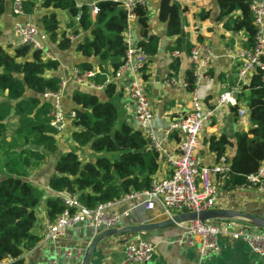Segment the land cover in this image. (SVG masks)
Segmentation results:
<instances>
[{"label":"trees","instance_id":"trees-1","mask_svg":"<svg viewBox=\"0 0 264 264\" xmlns=\"http://www.w3.org/2000/svg\"><path fill=\"white\" fill-rule=\"evenodd\" d=\"M97 1L98 13L93 16L91 4ZM253 0H215L218 21L223 22L226 31L244 32L247 35L245 48L255 46L256 27L251 11ZM22 10L26 15L38 9L48 10L43 17L42 32L60 50L72 46L70 36L79 37L76 51L84 58H98L111 66L115 73L123 64L127 52L125 42L128 34L127 11L113 0H23ZM6 11V1L0 0V17ZM59 13L68 20L63 22ZM137 23L142 39L137 46L146 57L141 69L144 81L149 79V66L158 53L160 38L149 30L147 5L135 8ZM209 12L200 13L201 19ZM159 19L167 24V35L176 36V46L170 52L183 51L180 35V11L172 0H162ZM194 47L187 44L185 53L189 56ZM180 68L179 56L172 58L170 78ZM60 64L45 59L43 50L30 46H0V90L7 92V99L0 102V136L7 131V116L12 109L18 118L16 134L29 147L23 151L24 167L31 160L43 161L48 155L59 153L58 132L52 126L53 104L45 99L47 93H58L62 79L57 75ZM81 72H94L93 81L105 86L107 101L102 102L94 91L78 90L73 94L75 117L71 138L76 150L59 153L49 188L56 194L77 196L88 208L120 200L123 196L150 190L160 169V154L150 145V140L128 122L118 123L119 112L111 99L115 85L107 83L109 74L105 68L97 71L90 62L77 66ZM238 75V72H237ZM238 79V76H237ZM238 81L241 91L238 101L246 102L250 112L252 128L235 135L236 153L229 162V172L224 179L225 189L232 190L250 186L248 177L256 174L264 165V82L263 74L257 70L248 84ZM188 93L194 94L197 75L190 67L185 76ZM31 92L30 95L27 93ZM235 112L238 113L237 108ZM225 137L211 138L210 151L218 159L225 156L228 146ZM78 151H91L93 162H82ZM18 160H9L7 171L0 174V264H24L25 252L33 249L40 241L34 234L38 221L37 209L45 191L23 179L16 167ZM48 217L53 222L65 210L64 199L54 196L46 199Z\"/></svg>","mask_w":264,"mask_h":264},{"label":"crops","instance_id":"crops-1","mask_svg":"<svg viewBox=\"0 0 264 264\" xmlns=\"http://www.w3.org/2000/svg\"><path fill=\"white\" fill-rule=\"evenodd\" d=\"M6 1V11L0 17V46H16L18 38L14 30L18 24L31 23L37 26L42 32L43 17L48 10L38 9L31 15H15L13 13L14 0ZM162 0H146L149 12V30L151 34L160 38L158 53L149 66V79L146 81L147 96L152 104L153 120L151 123L152 134L163 144L165 150L175 152L181 140V136L174 135L166 138L164 129L167 124L176 118L186 116L191 111L193 96H197L206 108L215 110L213 118L203 125L201 131L202 150L200 159L204 165H215L219 163L216 153L210 151L209 140L213 137H225L233 143L228 146L225 157L232 160L236 153L235 135L241 131H249L252 128L250 112L246 107V102L240 101L238 107L218 106V100L223 92V87L228 90H237L238 62L227 55L229 48H245L247 35L244 32L226 31L223 22L218 21L219 9L215 0H172L178 7L180 15L184 17V29L181 31L180 41L183 51L178 54L180 58V68L178 73L170 78L172 54L170 48L176 46L177 37L167 35V24L159 19V8ZM209 12L206 19L200 18V13ZM63 22L68 20L67 16L59 13ZM136 33L137 42L142 39L141 28L137 21L132 23L129 35ZM83 36L80 35L72 46L66 50H60L56 44L48 38L41 41L45 59L56 60L60 64L57 75L64 80L60 97L66 114V130L64 134L58 136L59 153L76 150V143L71 138L74 130L72 120L68 115H72L75 104L73 94L78 90L94 91L102 102L108 100L105 88L94 90L75 83L70 75L82 62H90L99 71L102 65L107 70L108 81L115 85V95L111 101L115 104L119 112L118 123L128 122L133 127L136 126V115L134 105L128 96V77L115 78L111 66L101 63L98 58H84L76 51L78 41ZM193 47L197 45L208 46L212 50L211 64L207 68H202L199 72L198 86L194 94L188 93L185 84V76L190 68L188 55L185 53L187 44ZM203 59V56L200 57ZM156 77L160 78V83L156 82ZM174 79L175 84H169L168 80ZM244 84H248L245 82ZM236 93L235 96L238 94ZM31 92L28 91L27 95ZM7 92L0 90V102L7 99ZM46 99V98H45ZM245 109L247 113L241 118L235 109ZM18 118L12 116L8 120L7 131L0 136V174L7 171L6 164L9 160H18L16 167L19 175L45 191L46 198L37 209L38 221L34 228V234L40 241L36 246L25 252L24 264H82L87 254L89 246L94 237L91 230L82 225H77L69 229L64 236L56 241H44L43 233L47 225L51 222L48 217L46 199L54 196H68L67 194H55L49 188V181L54 174L58 154L48 155L43 161L31 160L30 166L24 167L22 160L25 158L24 150L29 148L24 139L16 134ZM82 162L95 159V154L91 151H78ZM170 165L160 155V169L158 179L166 178L170 175ZM217 188L216 207L212 211H225L233 215L207 220L209 223L231 222L244 233L264 234V227L258 226L247 216L256 217L264 221V193L253 188L225 189V182L222 176L214 178ZM48 195V196H47ZM132 210L129 218L125 219L119 230L129 227H138L143 224L158 223L166 220V216L159 207L147 210L142 204V199L132 201L118 200L111 207L114 213H121ZM102 233V232H101ZM100 233V234H101ZM99 234V235H100ZM98 235V236H99ZM182 235V228L173 225L149 232L129 233L120 232L103 238L92 252L89 264H264V256L257 255L250 246L241 240H234L231 237H220L219 250L209 256L201 258L195 247H188L179 244L177 241ZM138 240L152 242L156 249L152 259L146 263H126V249L131 243ZM66 250L72 254L71 258L65 257Z\"/></svg>","mask_w":264,"mask_h":264},{"label":"built area","instance_id":"built-area-1","mask_svg":"<svg viewBox=\"0 0 264 264\" xmlns=\"http://www.w3.org/2000/svg\"><path fill=\"white\" fill-rule=\"evenodd\" d=\"M23 0H14L13 13L23 15ZM119 3L127 11L128 29L132 23L137 21L135 8L138 5H147L146 0H113ZM251 11L256 27L255 46L252 48L232 49L229 48L227 55L238 62V79L243 84L249 82L251 75L257 70L263 74L264 82V0H253ZM91 13L95 16L98 13L97 1L91 4ZM126 36L127 52L124 64L115 72V78L128 77V96L134 105L136 115V128L150 140L152 148L163 156L170 165L171 172L166 178H155L150 190L136 192L123 196L120 200L132 201L142 199V204L147 210L159 207L163 213L172 218L174 215L183 213H196L212 211L216 207L217 188L214 178L222 176L224 179L229 172V162L225 156L219 159L215 165H204L200 159L202 150L201 131L203 125L213 118L215 110L206 108L197 96H193L191 111L184 117L176 118L165 126L164 135L169 138L174 135L181 136L177 150L171 152L165 150L162 142L152 134L151 123L153 120L152 104L147 96L146 81L141 77L146 57L132 39V35ZM18 38L16 46H30L32 49L42 50L41 41L47 36L41 33L37 26L31 23L18 24L14 30ZM77 37L70 36L74 41ZM179 53L174 52L173 57ZM203 56V59L200 57ZM212 50L208 46H195L188 56L190 67H193L199 80V72L211 64ZM72 80L94 90H103L104 85L94 83V72H81L77 68L70 75ZM62 79V86L64 85ZM107 83H111L107 80ZM169 84H175L174 79L168 80ZM61 90L58 93H47L44 98L51 100L53 104L52 126L57 130L58 136L66 130V114L61 103ZM237 90H228L223 87L219 97L218 106L238 107L240 101L235 94ZM241 118L245 117L247 110L239 109ZM71 117H75L72 113ZM250 188L264 193V165L248 177ZM65 210L50 222L43 233L44 241H56L71 228L82 225L91 230L94 237L101 232L119 229L121 223L130 217L132 210L121 213H114L110 209L115 201L99 204L91 209L84 206L77 196H63ZM182 228V235L177 241L181 245L195 247L201 258L212 255L219 250L220 237H231L234 240H241L246 243L259 256H264V234H250L240 231L231 222L209 223L208 221H189L179 224ZM155 245L152 242L138 240L131 243L126 249V263L149 262L154 253ZM72 254L66 250L65 257L71 258ZM53 264H58L54 262Z\"/></svg>","mask_w":264,"mask_h":264},{"label":"water","instance_id":"water-1","mask_svg":"<svg viewBox=\"0 0 264 264\" xmlns=\"http://www.w3.org/2000/svg\"><path fill=\"white\" fill-rule=\"evenodd\" d=\"M180 24H181L182 29H184V17L182 14L180 15ZM131 35H132V39H133L135 46H136L137 45L136 33L134 32ZM156 82L160 83L159 77H156ZM14 114H15V109H12L11 112L9 113V115L7 116V120H9ZM44 198H46V196H44ZM230 215H233V214L230 212H225V211H208V212H203L200 214L188 212V213L174 215L172 218H167L166 220H164L162 222H158V223L143 224V225H140L138 227H129V228H125L123 230H119V229L107 230V231L102 232L99 236H97L94 239V241L92 242V244L88 248L87 254H86L82 264H89L92 252L96 249L98 243L103 238L118 234L120 232H129V233L149 232V231H154L157 229H161V228H165V227H169V226H173V225H179V224L189 222V221H195V220L207 221L210 219L221 218V217H226V216H230ZM247 218L251 219L258 226L264 227V221L263 220H260L256 217H252V216H247Z\"/></svg>","mask_w":264,"mask_h":264}]
</instances>
